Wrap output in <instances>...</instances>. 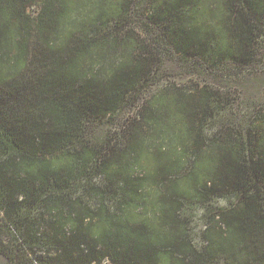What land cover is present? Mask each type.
Returning <instances> with one entry per match:
<instances>
[{
    "label": "trees",
    "instance_id": "16d2710c",
    "mask_svg": "<svg viewBox=\"0 0 264 264\" xmlns=\"http://www.w3.org/2000/svg\"><path fill=\"white\" fill-rule=\"evenodd\" d=\"M139 5L157 38L126 29ZM263 40L264 0H0V253L264 264V103L246 124L214 123L224 104L207 89L139 95L161 41L183 60L241 66ZM218 197L193 240L185 200Z\"/></svg>",
    "mask_w": 264,
    "mask_h": 264
},
{
    "label": "rangeland",
    "instance_id": "374dc122",
    "mask_svg": "<svg viewBox=\"0 0 264 264\" xmlns=\"http://www.w3.org/2000/svg\"><path fill=\"white\" fill-rule=\"evenodd\" d=\"M133 9L126 22V29L131 28L138 32L140 38L147 37V35H151L152 39L157 38L160 34L155 27L150 33H146L144 5L133 7ZM160 43L165 51L161 50V60L155 64L153 76L142 86L139 93L141 99L151 97L161 88L164 92L162 94L158 92L157 95L163 97L167 94L171 99L176 97L175 91L180 87L194 91L207 89L214 93V97L210 99V106L224 104L222 114L216 115L215 120L213 119L214 123H221L220 120L225 119L224 122L238 124H246L248 118L253 117L251 112L257 104L264 103V40L257 47L253 62L241 66L231 61H224L215 66L210 63L202 64L197 58L183 60L172 54L173 50L169 48V45L164 44L163 41ZM195 92L198 96V92ZM228 93H230L229 98H227ZM122 113L121 118L117 119L115 124L106 123L94 126L91 134L96 136L112 131V128L118 127L125 117L134 114V110L126 108ZM225 204L226 200L221 197L212 198L210 204L197 200H185L181 215L188 221V233L193 240L199 241L198 232L203 228L204 214L208 207L225 206ZM0 264L15 263L11 258L0 253ZM101 264H110V262L104 261ZM209 264H227V262L224 259H218Z\"/></svg>",
    "mask_w": 264,
    "mask_h": 264
}]
</instances>
